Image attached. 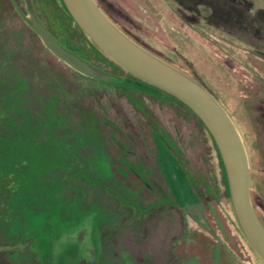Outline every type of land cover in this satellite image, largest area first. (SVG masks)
<instances>
[{
  "label": "rangeland",
  "instance_id": "1",
  "mask_svg": "<svg viewBox=\"0 0 264 264\" xmlns=\"http://www.w3.org/2000/svg\"><path fill=\"white\" fill-rule=\"evenodd\" d=\"M97 3L225 108L264 224V0ZM31 9L107 79L56 56ZM77 26L62 0H0V264H264L205 124L103 59Z\"/></svg>",
  "mask_w": 264,
  "mask_h": 264
},
{
  "label": "water",
  "instance_id": "2",
  "mask_svg": "<svg viewBox=\"0 0 264 264\" xmlns=\"http://www.w3.org/2000/svg\"><path fill=\"white\" fill-rule=\"evenodd\" d=\"M66 10L93 44L125 73L131 74L184 102L205 124L220 153L231 202L248 242L264 263V224L251 198L250 161L235 122L196 79L156 56L122 31L96 0H62ZM29 23L45 45L74 69L91 77L105 74L60 44L31 9Z\"/></svg>",
  "mask_w": 264,
  "mask_h": 264
},
{
  "label": "trees",
  "instance_id": "3",
  "mask_svg": "<svg viewBox=\"0 0 264 264\" xmlns=\"http://www.w3.org/2000/svg\"><path fill=\"white\" fill-rule=\"evenodd\" d=\"M97 1V0H96ZM78 27V26H77ZM79 28V27H78ZM80 29V28H79ZM81 33L84 35V37L89 41V39L85 36V34L82 32V30L80 29ZM91 44V46L97 51V53H99L101 55V57L105 60H107L109 63H111L112 65H114L115 67H117L115 64H113L103 53H101L91 42H89ZM118 69H120L119 67H117ZM175 97V96H173ZM176 99H178L177 97H175ZM183 105H185L188 109H190L184 102H182L180 99H178ZM190 111H192L190 109ZM193 112V111H192ZM194 113V112H193ZM195 114V113H194ZM196 115V114H195ZM197 116V115H196ZM198 117V116H197ZM199 118V117H198ZM201 120V119H200Z\"/></svg>",
  "mask_w": 264,
  "mask_h": 264
},
{
  "label": "flooded vegetation",
  "instance_id": "4",
  "mask_svg": "<svg viewBox=\"0 0 264 264\" xmlns=\"http://www.w3.org/2000/svg\"><path fill=\"white\" fill-rule=\"evenodd\" d=\"M170 159V158H169ZM169 159H165V162H164V164H165V167H166V169L169 171V175H170V177H171V179H174L173 178V172H172V170H171V161L169 160ZM173 182H175V179H174V181ZM178 190L180 191V189H179V187H178V184L175 182V193L177 192L178 193ZM181 193V192H180Z\"/></svg>",
  "mask_w": 264,
  "mask_h": 264
}]
</instances>
